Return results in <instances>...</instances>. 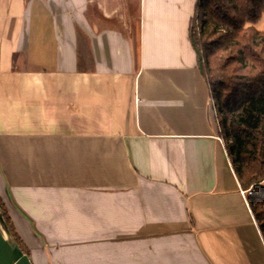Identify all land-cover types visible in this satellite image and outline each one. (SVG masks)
<instances>
[{
    "label": "crops",
    "instance_id": "0c3cea01",
    "mask_svg": "<svg viewBox=\"0 0 264 264\" xmlns=\"http://www.w3.org/2000/svg\"><path fill=\"white\" fill-rule=\"evenodd\" d=\"M195 3L0 0V198L33 264H264Z\"/></svg>",
    "mask_w": 264,
    "mask_h": 264
},
{
    "label": "trees",
    "instance_id": "16d2710c",
    "mask_svg": "<svg viewBox=\"0 0 264 264\" xmlns=\"http://www.w3.org/2000/svg\"><path fill=\"white\" fill-rule=\"evenodd\" d=\"M264 0H196L191 39L203 72L219 135L264 239ZM5 219L25 253L0 198Z\"/></svg>",
    "mask_w": 264,
    "mask_h": 264
},
{
    "label": "water",
    "instance_id": "95a60500",
    "mask_svg": "<svg viewBox=\"0 0 264 264\" xmlns=\"http://www.w3.org/2000/svg\"><path fill=\"white\" fill-rule=\"evenodd\" d=\"M199 58V68L203 72L201 52L196 49ZM0 264H33L30 256L23 251L3 214L0 203Z\"/></svg>",
    "mask_w": 264,
    "mask_h": 264
},
{
    "label": "rangeland",
    "instance_id": "374dc122",
    "mask_svg": "<svg viewBox=\"0 0 264 264\" xmlns=\"http://www.w3.org/2000/svg\"><path fill=\"white\" fill-rule=\"evenodd\" d=\"M255 26L260 30L264 29V16L261 17V19L255 24Z\"/></svg>",
    "mask_w": 264,
    "mask_h": 264
},
{
    "label": "built area",
    "instance_id": "2783aa9c",
    "mask_svg": "<svg viewBox=\"0 0 264 264\" xmlns=\"http://www.w3.org/2000/svg\"><path fill=\"white\" fill-rule=\"evenodd\" d=\"M242 193L244 194V196L247 198L248 194L250 193V189H243Z\"/></svg>",
    "mask_w": 264,
    "mask_h": 264
}]
</instances>
